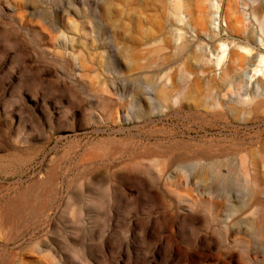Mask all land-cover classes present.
Returning <instances> with one entry per match:
<instances>
[{
    "label": "rangeland",
    "instance_id": "1",
    "mask_svg": "<svg viewBox=\"0 0 264 264\" xmlns=\"http://www.w3.org/2000/svg\"><path fill=\"white\" fill-rule=\"evenodd\" d=\"M0 264H264V0H0Z\"/></svg>",
    "mask_w": 264,
    "mask_h": 264
}]
</instances>
